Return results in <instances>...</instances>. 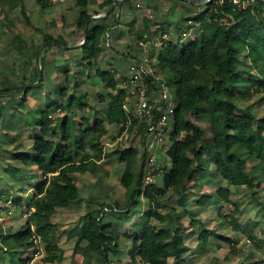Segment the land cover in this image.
Segmentation results:
<instances>
[{"label":"trees","instance_id":"obj_1","mask_svg":"<svg viewBox=\"0 0 264 264\" xmlns=\"http://www.w3.org/2000/svg\"><path fill=\"white\" fill-rule=\"evenodd\" d=\"M38 1L44 8L50 5L48 0ZM114 1L104 0L100 6L107 11ZM131 1L118 0L116 4L123 6ZM182 1L188 6L189 27H198L197 35L189 41L182 42L184 35L181 30L178 41L167 38L168 22L152 26L148 18L142 27L130 31L135 37L131 46L137 51L147 50V42L160 41L161 47L150 54V64L154 60L152 65L164 74L158 79L170 87L174 86L177 98L170 130L171 144L166 149L171 166L162 165L151 173L154 176L163 174V184L160 185L146 179L147 151L141 152L134 145H118L112 152L105 151L103 137L108 134V124L119 125V135L135 130L144 136L149 132V120H140L125 106L130 96V80L122 85L115 67L105 69L99 64V58L105 51L103 44L113 45L111 31L113 26L119 25L121 14L116 15L112 23L109 19L114 9L104 18L91 20L94 13L89 11V0H77L80 9L77 27L83 33L82 39L85 23H89L87 41L78 48L87 53V66L95 69V74L111 92L102 112L97 111L93 116L84 113L78 118L69 111L76 103V97L79 99L78 108H82L88 103L87 96L77 94L75 90L68 92V89L71 82L76 88L77 72H83L67 74V86L59 90L60 96L66 98L48 102L42 110L39 132L33 136L32 155L23 151L14 154L15 159L25 166L34 165L40 181L34 196L25 206V213H29L25 223L10 232H5L0 225V251L9 255L12 264H62L65 251L59 241L62 231L56 219L58 209L81 197L82 183L75 174L96 172L99 161L112 155L124 164L120 182L127 189V200L123 206L119 201L109 204L111 210L122 218L130 215L132 207L140 205L142 199H146L148 205L140 217L141 228L133 233H121L111 222L104 220L105 208H109L104 202L99 207L88 209L84 222L73 230L77 235V246L87 242L83 246L87 261L97 256L99 262L110 264V250L118 252L123 240L131 235L128 264H170V258L175 259L172 264H181L179 260L188 250L183 239L186 227L180 217L173 218L171 212L175 206L170 202L176 197L185 206L187 200L196 195L192 193L196 178L204 181L209 174L227 182L216 187L215 194L223 201L232 202V187L241 189L245 186L264 209V116L256 114L253 104L242 105L236 98L237 92L243 88L242 99L259 95L260 101H264V0H249L241 6L233 0H210L205 4ZM0 3L3 11L6 9L4 4L12 8L21 6L22 13L29 22H33L26 13V0H2ZM98 13L99 9L95 14ZM0 23L9 30L13 22L10 20L9 25L0 20ZM44 41H56L69 49L64 38L50 33L44 34ZM11 44L18 53L24 56L31 54L36 59L39 43L28 41L18 32ZM48 48L50 45L43 52ZM130 55L138 58L132 51ZM44 59L42 55L43 65ZM33 62L34 76L31 79H26L24 74L22 80L13 82L11 73L5 71L0 91L21 92L28 82L37 78V63L36 60ZM156 79L153 73L148 78L149 81ZM99 100L105 101L106 98L100 94ZM58 110L68 112L54 118L52 114ZM159 117L160 113L156 112L154 120L158 121ZM79 153H82L80 157ZM0 194L5 202L9 200L7 194ZM215 194L204 192L194 203L205 207L213 201ZM15 202L16 206L24 205L21 198ZM232 203L235 207L225 214V219L235 229L248 232L262 246L264 239L253 234V226L257 222L242 223L239 219L241 208L236 202ZM186 211L196 213L188 208ZM196 223L203 224L199 216L190 219V226L195 230ZM212 236L226 240L234 247L231 238L204 224L197 237L199 245L205 247ZM30 250L29 255L23 256Z\"/></svg>","mask_w":264,"mask_h":264},{"label":"rangeland","instance_id":"obj_2","mask_svg":"<svg viewBox=\"0 0 264 264\" xmlns=\"http://www.w3.org/2000/svg\"><path fill=\"white\" fill-rule=\"evenodd\" d=\"M2 2V0H0ZM4 1V0H3ZM118 0L115 1L117 3ZM121 1V0H119ZM101 0H89V11L94 13L96 10H100L104 13V8L100 6ZM77 0H66L65 2L50 3L46 8L39 3L38 0H26V13L28 17L32 18L33 22H29L26 16L21 11V6L12 8L9 4H4L5 11L1 9L2 3H0V20L9 24L10 20L13 22L9 30L0 25V87L3 85L4 72L11 73V80L13 82L23 79L25 74L26 79H31L34 76V62L31 54L22 55L11 44L13 36L18 32L22 33L23 37L28 41H35V43H41L43 36L46 33H50L55 37H62L68 43L77 41L81 42L82 31L77 27V19L80 14V9L76 4ZM99 4L98 8L94 6ZM39 8V9H38ZM114 12L111 23L114 22L116 15L121 14V21L119 24L122 26L115 32H111V38L117 39V46H109L108 43H104V53L100 56V65L105 68L115 67L117 69V77L120 83L126 84V81L130 80L128 70L133 62V56L130 52H134L137 57L144 53L150 54L153 51L161 47V43L158 40V45L148 44L147 50H135L132 48V43L135 40L131 29H137L144 25L145 18H148L152 22V26H156L159 23L168 22L170 30L167 38L173 41H178L180 30L184 35L182 42H187L197 35V26L189 27L187 22V16L189 13L188 6L180 0H132L127 2L123 6L119 4L114 5ZM64 12V15H63ZM68 12V13H66ZM93 14V15H94ZM99 14V13H98ZM190 15H193L191 13ZM1 24V23H0ZM194 24V23H193ZM10 25V24H9ZM37 26L39 27L37 29ZM75 27V30L72 29ZM187 34H184V32ZM78 37H77V36ZM77 38V39H76ZM157 40V39H156ZM61 46L50 45V48L42 52L45 56L43 65V80L41 83H37L33 86L30 92L26 96L22 97H10L0 96V108L3 109L0 114V193L7 194L9 196L8 201H4L0 194V225L15 227L18 230L26 220L25 208L16 206L15 200L19 194H22V188L30 189V186L26 183H33L37 181L39 172L32 169L34 165L25 166L21 161L15 159L14 154L16 152H27L32 155V139L37 132H39V125L42 119V110L46 107L48 102L64 100L66 96H60L59 90L67 86L66 77L67 74L77 72V86L73 87L74 82L70 83L68 92L75 90L77 94L87 96L88 103L82 108H78L76 97V103L72 106L70 114L74 113L79 118L82 114H89L93 116L96 112H102L108 102V96L110 89H107L101 78L95 74V69L87 66L82 61L87 63V53H84L79 48H73L69 51H62ZM59 53H65V58L60 57ZM151 58V57H150ZM7 65L5 66V62ZM154 62V60H152ZM53 66L48 68V63H52ZM152 62V64H153ZM58 64V65H57ZM8 66V67H7ZM69 67V70L65 68ZM48 68V69H47ZM13 69V70H11ZM155 75L159 78H163L164 74L155 66ZM13 71V74L12 72ZM130 82V81H129ZM131 84V83H130ZM131 86V85H130ZM168 96L171 108H174L177 104V98L174 86H168ZM244 89H240L237 93V100L240 104L247 105L253 104L255 112L258 116H264V101H260V96H256L251 99H242L241 92ZM103 94L106 98L105 101L99 100V95ZM67 110H58L52 115L54 118L63 116ZM172 119V118H171ZM206 125V124H205ZM173 124L171 122L170 127ZM207 126V125H206ZM168 127V126H167ZM164 129V137L170 136L168 128ZM119 125H114L108 131L106 136V142L108 151L112 152L116 147V141L118 137L125 136V144H117L127 146L135 144L142 149L144 142L141 141V133L133 130V132L118 134ZM152 139V135L148 137ZM142 151V150H141ZM157 152V151H156ZM152 153L148 152L147 162ZM155 156V154H154ZM207 156V155H206ZM154 162L155 166L164 165L163 162L171 166V159L166 152L161 155H156ZM208 157V156H207ZM96 172L88 171L82 174H75L81 183L83 189L81 190V199L75 204L67 208H59L56 214V219L60 223L62 231V247L65 251V259L62 264H104L99 262L97 256L93 257L90 261L85 259V250L83 246L87 242H82L80 246H77V235L73 232L74 228L80 226L84 222L85 213L90 208L101 206L100 203L107 205L119 201L123 206L127 200L126 187L120 182V175L123 171L122 163L118 161L116 155L105 157L99 161ZM105 165H109L108 168ZM18 167V172H14V168ZM22 168H21V167ZM154 166V167H155ZM20 167V168H19ZM20 174V175H19ZM28 175V179L31 182L24 183V176ZM21 176L17 178V176ZM261 176V173L259 174ZM163 174L154 177L157 184H163ZM204 181L196 178L195 184H193L194 197H190L187 200V204L184 206L177 200L176 197L172 198L170 202L175 206L172 216L180 217L181 221L186 227L184 232V242L188 246L182 257L180 258L181 264H264V244L258 245L253 238H251L248 232L235 229L231 223L225 219V214L229 213L235 207L232 202L239 204L241 213L239 219L242 223L247 224L251 220L257 222L253 226V234L260 239H264V209L260 206V203L255 200L248 192L245 186L241 189L232 187V202H225L216 193V187L219 185H226L227 182L216 175L209 174L208 177L203 179ZM204 192L213 193L215 197L213 201L208 203L205 207L198 206L194 203L197 196H200ZM31 195V194H30ZM30 195L24 194L22 196L23 202L29 199ZM143 202L140 205L132 207L130 215L120 218L115 212L109 208H105L104 220L111 222L112 226L124 233L130 229L139 230L141 227L140 217L142 212L146 209L148 201L142 199ZM147 202V203H146ZM172 207V206H171ZM188 210L196 211V213H188ZM164 211L167 209H163ZM24 212V213H23ZM199 216L203 224L208 228L214 229L220 234H224L234 241V247L226 240H222L219 237H210L209 243L204 247L200 246L198 242V234L202 228V225L196 223L195 230L190 226V219L192 217ZM138 217V219H137ZM175 224L174 220L172 221ZM65 227V228H64ZM127 229V230H126ZM194 229V231H193ZM68 230V231H67ZM195 232V233H194ZM131 235L128 239L123 240L117 251L110 250L109 258L110 264H128V249L131 244ZM221 244V245H219ZM82 246V247H81ZM31 252L27 251L23 256L29 255ZM1 264H10L8 257L1 253ZM175 259L170 258V264Z\"/></svg>","mask_w":264,"mask_h":264},{"label":"built area","instance_id":"obj_3","mask_svg":"<svg viewBox=\"0 0 264 264\" xmlns=\"http://www.w3.org/2000/svg\"><path fill=\"white\" fill-rule=\"evenodd\" d=\"M66 0H48L50 3H61ZM238 6L246 5L249 0H245L242 4V0H233ZM150 57L144 54L142 57L133 58V62L129 68V79L131 86L129 88L130 96L128 97L125 106L130 109L133 114L140 120L147 118L150 120L149 132L143 136V151L151 152L146 167V179L149 182L154 181V175L152 171L158 169L159 166H155L154 162L156 157L155 149L160 141L163 140L162 131L168 126L170 119L173 115V108L170 106L168 96V85L162 81H149L148 78L152 74L150 67ZM157 93L156 98L153 93ZM131 107L133 109H131ZM159 112L160 117L158 121L154 120L155 113ZM129 126V123L127 124ZM128 133V131H124ZM123 132V133H124ZM152 135V139L148 137ZM124 134L118 137L117 143L123 144L125 142ZM155 166V167H154ZM39 243V241H36Z\"/></svg>","mask_w":264,"mask_h":264},{"label":"crops","instance_id":"obj_4","mask_svg":"<svg viewBox=\"0 0 264 264\" xmlns=\"http://www.w3.org/2000/svg\"><path fill=\"white\" fill-rule=\"evenodd\" d=\"M101 1H104V0H101ZM97 4H95L94 6H96ZM115 5H116V3H115ZM98 6H99V4L96 6V8H98ZM39 9V8H38ZM112 10V9H111ZM106 11V10H105ZM66 13H68V12H66ZM101 13V12H100ZM63 15H64V12H63ZM108 15V14H107ZM106 15V16H107ZM93 20V19H92ZM122 25L121 24H119V25H117V26H113V29H112V31L111 32H113V33H115L120 27H121ZM72 29L73 30H75V27H72ZM185 34H187V33H185ZM77 36V35H76ZM83 36V35H82ZM81 36V37H82ZM167 36V35H166ZM78 37V36H77ZM77 39V38H76ZM111 40H112V42H113V46H117V39H115V40H113L112 38H111ZM77 41L78 40H76V41H73V42H69V45H72V44H76L77 43ZM148 44H154V45H158L159 43H158V40H156V41H152V42H147L146 43V48H147V46H148ZM53 45H57V44H53ZM58 46H61L62 48V51H67L62 45H58ZM72 50V48H69L68 49V51L69 50ZM60 54V57H62V58H65V53H59ZM144 54H146V53H144ZM143 54V55H144ZM143 55H141L140 57H142ZM148 55V54H147ZM44 58H45V56H44ZM138 58H139V56H138ZM88 61V60H87ZM81 63H84V64H86L87 65V63L85 62V61H82ZM58 65V64H57ZM49 66H50V69H51V67H54L53 66V62L52 63H48V68H49ZM150 67H151V69H152V73L155 75V66L154 65H152V64H150ZM47 68V69H48ZM65 70L67 71V70H69V67H67V68H65ZM129 71V70H128ZM128 75H129V72H128ZM156 81H160L158 78H159V76H157L156 75ZM130 88V87H129ZM153 95H155L156 96V98L158 97V95H157V93L155 92V93H153ZM170 106H171V104H170ZM175 108V107H174ZM173 108V109H174ZM131 109H133L132 107H131ZM171 122H172V124H173V121H172V119H170V121H169V124H168V129L167 130H171L172 128L170 127V125H171ZM149 125H150V120H149ZM114 125H116V124H108V128H109V130L111 129V127L112 126H114ZM148 128H149V126H148ZM166 129V128H165ZM139 132V131H138ZM171 132V131H170ZM109 133V132H108ZM141 133V132H140ZM162 133V132H161ZM108 135V134H107ZM107 135H105L104 137H103V142H104V144H105V151H108L107 149H108V146H107V142H106V136ZM162 135H163V140L162 141H160L159 143H158V145H157V147H156V149H155V151H157L156 153H155V156L157 155H161L162 153H164V152H166V149H167V147H169L170 146V144H171V140H170V136H168L167 138H165L164 137V133H162ZM140 139H141V141L143 142V136H142V134H141V137H140ZM116 143H117V141H116ZM32 144H33V139H32ZM118 144V143H117ZM115 145V147H117L118 145ZM125 144V143H124ZM130 145H134V146H136L135 144H130ZM127 146H129V145H127ZM136 147H138V146H136ZM139 148V147H138ZM143 148V147H142ZM140 149V148H139ZM142 151H143V149H141ZM140 150V151H141ZM141 151V152H142ZM81 154L82 153H79L78 154V157H80L81 156ZM164 163V165H167L168 166V164L167 163H165V162H163ZM122 165H123V163H122ZM21 167V166H20ZM19 167V168H20ZM22 168V167H21ZM14 169H16V170H14V172H18L17 170H21V169H18V167L16 166V168H14ZM32 169H34V170H37V169H35V167H33ZM20 175V174H19ZM17 176V178H19V177H21V176ZM24 183H26V181L27 182H31V181H29V179H28V175H26L25 174V176H24ZM162 179H163V177H162ZM40 181V176H38V179H37V181H34L32 184L31 183H26V184H28L29 186H30V189H24V188H22V194H19L18 195V198L20 199L22 196L24 197V194H26V195H30L29 196V199H26V202H23V200H22V202L24 203V205H22L23 207H21V208H25V206L27 205V203L29 202V201H31V199H32V197L34 196V194H35V188H36V185H37V183ZM154 181H155V179H154ZM157 183H159V182H157ZM82 189H83V187H82ZM22 199V198H21ZM80 199H81V197H80ZM77 202V201H76ZM147 203V202H146ZM72 204H75V202L74 203H71V204H69V206H71ZM69 206H67V207H69ZM67 207H61V208H67ZM24 213V212H23ZM26 213H28V212H26ZM25 213V214H26ZM25 218H27V216L25 217ZM58 219V218H57ZM137 219H138V217H137ZM26 221V220H25ZM25 223V222H24ZM23 223V224H24ZM140 223H141V220H140ZM22 224V225H23ZM141 226H142V223H141ZM3 228H4V230H5V232H10V231H14L15 229H16V226L15 227H8V226H3ZM65 228V227H64ZM141 228V227H140ZM127 230V229H126ZM129 230H130V233H133V232H135V231H138V230H132V229H130L129 228ZM61 231H63V228H61ZM68 231V230H67ZM200 231V230H199ZM199 231H197V233H199ZM62 234V233H61ZM60 240V244H61V246H62V235H60V238H59ZM63 249H64V247H63ZM30 252H31V250H30ZM1 253L2 254H5L7 257H8V259H9V262H10V264H12L11 263V261H10V257H9V255L7 254V253H5L4 251H0V258H1ZM0 264H1V262H0Z\"/></svg>","mask_w":264,"mask_h":264},{"label":"water","instance_id":"obj_5","mask_svg":"<svg viewBox=\"0 0 264 264\" xmlns=\"http://www.w3.org/2000/svg\"><path fill=\"white\" fill-rule=\"evenodd\" d=\"M116 1V0H115ZM115 1L113 2L112 6L110 7L109 10L105 11L104 13H99V14H94L91 16V20L92 19H101V18H104L108 12L114 8V5H115ZM194 3H197V4H205V3H208L210 0H190ZM88 22L85 23V26H84V37H83V40L79 43H76V44H72V45H68L69 48H78V47H81L86 41H87V38H88ZM53 44H57V45H62L61 43L59 42H56V41H44V42H41L40 44L37 45V48H36V63H37V68H38V76L37 78L31 80L30 82H28L26 84V86L24 87V89L21 91V92H9V91H0V96H10V97H22L24 96L28 89L39 83L42 78H43V64H42V52H43V49L48 46V45H53Z\"/></svg>","mask_w":264,"mask_h":264}]
</instances>
